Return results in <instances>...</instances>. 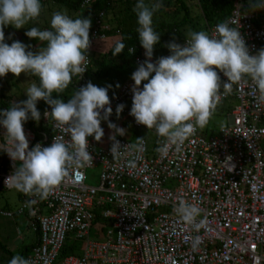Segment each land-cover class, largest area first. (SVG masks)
I'll list each match as a JSON object with an SVG mask.
<instances>
[{"label":"built area","instance_id":"built-area-1","mask_svg":"<svg viewBox=\"0 0 264 264\" xmlns=\"http://www.w3.org/2000/svg\"><path fill=\"white\" fill-rule=\"evenodd\" d=\"M251 2L234 0L228 17L221 22L238 28L250 54H256L264 46V7L255 5L264 0L248 8ZM89 3L83 0L81 6ZM217 24L206 31L211 33ZM107 29L104 11H96L91 44L106 39ZM179 43L185 44L186 38ZM170 54L153 55L152 62ZM145 59L142 48L134 55V68L127 78L109 95L112 115L118 105H125L121 120L130 115L132 107V73ZM89 66L87 56V70ZM89 81L87 71L82 79L75 77L70 98ZM254 93L251 79H242L231 95L222 98L237 101L225 113L227 124L215 134L197 129L180 151L173 146L166 155L156 151L161 139L157 135L153 148L141 137L142 150L132 147L138 141L133 144L117 135L122 147L117 158L111 154L112 135L100 142L88 137L93 161L70 168L47 199L23 193L15 209L0 206L2 217L25 216L38 229V240L25 258L32 264H264V104H257ZM130 116L133 126L149 130ZM42 122L50 132L41 133L39 139L35 130L24 124L29 148L37 143L50 146L54 137L70 140L51 115L46 118L43 113ZM5 131L0 126V188L10 190L15 187L10 181L6 185V180L20 161L14 162L7 153L13 145ZM88 167L100 168L97 186L85 185ZM29 199L37 202L26 207ZM181 199L201 209L198 227L185 223L174 211ZM68 240L77 244V253L59 258Z\"/></svg>","mask_w":264,"mask_h":264},{"label":"clouds","instance_id":"clouds-1","mask_svg":"<svg viewBox=\"0 0 264 264\" xmlns=\"http://www.w3.org/2000/svg\"><path fill=\"white\" fill-rule=\"evenodd\" d=\"M255 6L264 7V3ZM163 7L161 0L150 3L138 0L133 8L139 26L138 39L146 59L131 76L134 85L130 115L137 124L155 131L161 138L156 151L166 155L173 146L180 151L197 129H204L222 98L231 95L234 85L242 79H251L257 104H264V48L250 54L240 30L224 21L211 33L189 30L183 45L174 38L165 45L171 54L152 62L155 46L161 38L154 30L153 16ZM41 12V0H0V77L8 73L19 77L25 73L39 78V84L33 82L27 88L26 100L0 110V126L13 145L7 153L14 162L20 161L6 185L10 181L26 196L45 200L62 183L70 168L83 167L93 161L88 137L94 136L97 142L102 140L105 134L102 120H108V127L114 130L111 136L113 158L121 155L122 148L116 136L125 135L126 131L109 120L113 112L108 94L111 85L99 87L89 81L67 101L60 97L73 77L82 79L87 71L90 17L72 18L66 12H54L50 29L31 27L25 33L43 45L36 51L29 50L30 46L18 40L10 45L5 42V26L24 28L30 21L37 20ZM124 48V43H118L112 55H120ZM134 52L135 48L129 49V53ZM217 70L226 81H222ZM53 93H57L55 98ZM41 100L51 107L50 112H44V117L51 115L55 126L66 131L70 140L54 137L50 146L37 143L29 148L24 123L29 118L40 121L37 103ZM124 107V104L117 106V117ZM137 141L132 147L142 150L144 139L137 138ZM36 202L29 199L25 206L31 207ZM174 211L185 223L199 226L197 217L201 209L196 205L181 199ZM9 264H32V261L17 254Z\"/></svg>","mask_w":264,"mask_h":264},{"label":"trees","instance_id":"trees-1","mask_svg":"<svg viewBox=\"0 0 264 264\" xmlns=\"http://www.w3.org/2000/svg\"><path fill=\"white\" fill-rule=\"evenodd\" d=\"M82 1L83 0H41V4L43 7V4L46 2H51L67 9L75 10L79 12V14H81V12L86 13L91 18V23L93 24V14L96 11H104L105 22L106 12L112 8V4H116L118 1L122 0H90V3L83 7L81 6ZM124 1L127 3V5L124 6V10L127 12L126 16L121 17L115 26H108L106 31L107 37L104 40L111 39V42L106 45L101 43L104 40L98 41L99 44L94 42L96 48L90 47L89 53H87L90 60V66L87 70L88 78L99 87L111 85L112 87L109 88L108 92L109 95H113L118 89L117 85H120L121 82L127 78L130 71L134 68V55L138 54L143 48L138 39L137 28L139 26L137 23V16L133 11V5L135 6L138 0H123V2ZM149 1L155 2V0ZM233 1L234 0H161L164 7L153 16L154 30L161 36L160 43L155 46L154 56H160L168 52L169 49L165 45L171 42L174 38L177 43L181 42L185 39L189 30H207L208 26L211 24L225 20L232 9ZM256 1L257 0H252V2L248 4V8L252 7ZM191 3L197 7L199 13L194 14L192 12ZM31 27L37 26H27L21 28L18 35H9L11 27L10 25L5 26V42L10 45L13 41L18 40L25 45L30 46L29 50H38V48L43 45H41L37 39H31L25 34ZM37 28L43 30L40 27ZM121 42L125 44L123 53L118 56H113L112 53L114 48ZM129 48H135V52L129 53ZM29 76L35 81V83L39 84L38 77L31 74H29ZM74 83L75 77H73L72 82L67 89L60 94V97L65 101L70 99ZM53 96L55 98L57 93H53ZM7 108H10V105L7 102H2L0 100V110ZM37 109L41 113L40 121L37 122L36 120L29 118L24 124L33 128L35 130L36 139H39L41 138V133L49 135V128L46 124H43L42 115L45 111L51 110V107L45 101L41 100L37 103ZM230 109L231 103L228 100H224L219 104L216 111L227 113ZM131 121L132 117L130 115L121 120V124L131 133L130 140L135 138L137 141V138H147L149 134L151 135L153 133V130L136 128L131 124ZM201 132L207 134V128L201 129ZM154 140H156V137L153 138V141ZM153 146H155V141ZM22 194V192L17 191L18 198H20ZM36 232L38 233L37 227ZM33 245H25L18 252L12 253L5 247V245L0 244L1 249L8 256L4 264H9V261L17 254L26 257ZM76 246L77 244L68 240L60 250L59 258L73 251H76L77 253V250L74 249Z\"/></svg>","mask_w":264,"mask_h":264},{"label":"rangeland","instance_id":"rangeland-1","mask_svg":"<svg viewBox=\"0 0 264 264\" xmlns=\"http://www.w3.org/2000/svg\"><path fill=\"white\" fill-rule=\"evenodd\" d=\"M146 2L150 3L149 0H146ZM127 5V3L123 0L118 1L116 4H112V8H110L106 12V21L105 23L108 26H115L116 23H118V20L121 17L126 16L127 12L124 10V6ZM134 7V5H133ZM191 9L194 14L199 13L197 7L191 3ZM56 11H63L66 12L70 17L77 18L84 16L85 18L89 17L88 14L82 13L79 14V12L67 9L61 5H58L56 3L46 2L43 4L41 15L37 20L30 21L28 24L24 26H37L45 29H50V20L52 17V14ZM92 24V23H91ZM11 31L9 32V35H18L20 29H16L15 27L11 26ZM98 43V41H96ZM95 42V43H96ZM111 39H107L102 41L101 43L107 44L110 43ZM95 43L91 44V48H96ZM99 44V43H98ZM99 47V46H98ZM100 48V47H99ZM98 48V49H99ZM35 82L29 74L22 73L19 77H16L12 73H8L5 77H0V100L2 102H7L10 107L16 104L17 102H20L22 100H26L27 96L25 95L27 88ZM231 103L233 105L237 104V101L234 99H231ZM110 121L112 123H115L118 127L125 129V135H118L123 138L130 139L131 133L130 131L121 124V117H117V114H113L111 116ZM109 121H103L101 122V127L104 129V139L108 138L109 136L114 134V130L110 129L108 127ZM228 122L227 115L222 112L216 111L212 118L210 119L208 125L205 127L207 128V134H215L217 130L221 126H225ZM156 137V133L153 131V133L147 136V144L149 148H153V138ZM136 142V139H132V143L134 144ZM99 167H88L85 169V185L87 186H97L99 181ZM16 188L10 189V190H0V206H4L5 208L9 210H13L18 205V199L16 196ZM13 218H6V217H0V244L6 245L9 244L10 240H13L15 238V233L13 230ZM110 229V227H108ZM93 232L94 229L90 231V237L93 238ZM24 240V244H28L30 242V235L26 232L22 236ZM79 243V242H77ZM7 258V254L1 249L0 247V264H4L5 260Z\"/></svg>","mask_w":264,"mask_h":264},{"label":"crops","instance_id":"crops-1","mask_svg":"<svg viewBox=\"0 0 264 264\" xmlns=\"http://www.w3.org/2000/svg\"><path fill=\"white\" fill-rule=\"evenodd\" d=\"M16 196H17V192H16ZM1 207H4V206H1ZM0 217H1V215H0ZM12 222L14 224L13 230L15 233V238L13 240H10V242H9V244H7V246L5 245V247L10 252L16 253L23 246L31 245V244L33 245L38 240V233L36 232V229L33 228L32 225L29 223V220L27 217L15 216V218L12 220ZM26 232L30 235V242L28 244H24V240L22 238V236Z\"/></svg>","mask_w":264,"mask_h":264}]
</instances>
